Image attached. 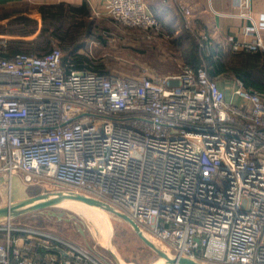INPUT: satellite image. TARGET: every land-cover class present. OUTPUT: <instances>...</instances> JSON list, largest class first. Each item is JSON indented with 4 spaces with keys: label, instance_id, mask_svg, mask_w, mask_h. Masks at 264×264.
Masks as SVG:
<instances>
[{
    "label": "built area",
    "instance_id": "built-area-1",
    "mask_svg": "<svg viewBox=\"0 0 264 264\" xmlns=\"http://www.w3.org/2000/svg\"><path fill=\"white\" fill-rule=\"evenodd\" d=\"M236 6L258 38L230 36L232 48L261 50L264 22L251 15V0ZM178 10L191 28V9L180 2ZM108 13L162 30L146 0H109ZM62 55L53 47L0 58V173L110 201L171 255L264 264V89L239 79L227 93L205 66L189 63L119 75L66 67ZM12 229L0 264H100L62 236L22 228L28 236L16 238ZM35 245L62 255L36 257Z\"/></svg>",
    "mask_w": 264,
    "mask_h": 264
},
{
    "label": "rangeland",
    "instance_id": "rangeland-1",
    "mask_svg": "<svg viewBox=\"0 0 264 264\" xmlns=\"http://www.w3.org/2000/svg\"><path fill=\"white\" fill-rule=\"evenodd\" d=\"M152 2L153 4H157L158 0H152ZM1 17L2 16H0V49L5 48V44L8 40L25 38L26 40L31 41L39 36L42 27V23L40 22L41 16H30L39 20V25L35 32L26 36H20L16 33V31L18 32L21 28L16 22L17 16ZM174 17L179 18V16ZM95 20L97 22H103L102 26H105L108 29L105 30L104 38L101 41L97 39H89L87 48H83L82 51L88 50L91 54H98L101 58L108 60L107 67L112 72L110 74L137 75L147 66L155 69L158 73L169 74L179 72L184 64L191 62L187 49L175 46L173 44L174 41L172 43L170 42L172 39L180 36V34H183L184 40L188 42L186 36L187 34H190L189 32L185 30H181L179 33L173 32L177 27L182 28V25L178 24L174 26V23H168L167 25L162 23L163 35H158L157 33L146 31L138 27L124 25L110 16L95 17ZM166 26L169 30L173 31L166 30ZM191 37L195 43L198 42V36L196 38V36L192 34ZM198 44L200 43L198 42ZM53 47H59L62 50L56 41L52 43L48 50ZM200 49L207 54L211 53L209 46H205L204 43L200 46ZM221 53L226 59L231 57V52L222 51ZM251 69L253 79L264 84V65L258 64L256 68ZM239 79L241 78L234 73L224 74L217 78L221 86L231 87V90ZM223 89L226 90L227 93H230L231 91L229 89ZM7 182L8 181L0 186V206L7 205L11 201L9 197L10 189ZM9 182L11 184V191H20V193L24 194L30 191V187L34 186L32 183L24 181L20 174L15 175ZM39 190L48 193L57 190L67 191L72 189L45 184L40 186ZM77 199L83 205L95 210L102 217L105 225L106 238L108 235H111L110 243H112L115 253L128 264H160V262L165 260L153 251L152 254L148 253V246L135 233L131 225L123 219L112 212L105 210L97 202L87 203L81 197ZM103 201L119 209L110 201ZM86 218L85 212L79 210L75 206L62 203L58 206L25 213L11 219L0 221V240L7 239L10 227L15 228L10 230V235L11 237L15 235L17 236L16 238L28 236V233L21 230L22 228H29L37 231L43 230L62 236L69 241L78 244L100 264H120L115 259L112 251L108 248V244L104 243V241L94 234V232L96 233V230H93V225L89 220L87 222ZM37 237L38 236L34 234L30 235V238H33V240H37ZM148 238L156 243L161 249L168 252L169 255L171 253L173 254L165 243L152 236H149ZM107 242L109 243L108 239ZM34 251L40 256L45 254L44 251L37 250L36 247H34L31 253L34 254Z\"/></svg>",
    "mask_w": 264,
    "mask_h": 264
},
{
    "label": "trees",
    "instance_id": "trees-1",
    "mask_svg": "<svg viewBox=\"0 0 264 264\" xmlns=\"http://www.w3.org/2000/svg\"><path fill=\"white\" fill-rule=\"evenodd\" d=\"M40 8L42 10L40 20L42 27L39 36L31 41L25 38L8 40L5 44V48L0 49V56L10 57L17 52H30L43 55L47 52L46 50L51 47L52 43L56 41L63 50L62 64L64 66L87 68L99 73H112L107 67L108 60L101 58L98 54H91L88 50L82 51L83 48H87L89 39L101 41L104 38L105 30L108 29L102 26L103 22H97L95 20V17L99 16H91V8L86 2L80 5L66 2L42 4ZM154 14L161 20L158 14ZM178 14L182 18L180 24L182 28L179 27L178 32H175L176 29L174 31L169 30L167 26L165 28L175 33H179L181 30L190 33L186 36L188 42L184 40L183 34H180V36L172 39L170 42L172 43L174 41L173 44L175 46L187 49L191 61L189 63L191 65L195 67L205 66L209 77L213 79H217L224 74L234 73L244 80L246 86L259 90L264 89V84L255 81L251 72V68H256L258 64L264 65V51L249 52L246 50H231L228 51L231 52V57L226 59L221 53L222 51L211 47V53L207 54L200 49L203 43V37L198 28L194 25L191 28H187L185 26L184 15L180 12ZM16 22L19 27H21L18 32L16 31L20 36H26L35 32L39 25V20L30 16H18ZM162 30L154 33L158 35L162 34ZM192 34L196 36V38L198 36V42L200 44L192 40ZM0 241L4 240L2 239ZM35 247L37 250L39 249L45 252V250L41 249L38 245ZM147 251L150 254L154 252L149 247Z\"/></svg>",
    "mask_w": 264,
    "mask_h": 264
},
{
    "label": "crops",
    "instance_id": "crops-1",
    "mask_svg": "<svg viewBox=\"0 0 264 264\" xmlns=\"http://www.w3.org/2000/svg\"><path fill=\"white\" fill-rule=\"evenodd\" d=\"M146 1L150 10L153 13L158 14L162 23H174V26L178 24L180 25L182 20L178 14V3L183 2L186 4L192 11L191 19L193 25L198 28L200 34H205L206 38L203 40V43L205 46H209V48L214 47L220 51H234L232 48V42L229 40L230 36L237 41L247 40L250 42L258 38L257 32H246L245 27L250 24V19L246 16H241L239 9L236 6L237 0H158L157 4H153L152 0ZM60 2L75 5H80L86 2L91 8V16H111L108 13L109 0H0V16L3 18L7 16H42V10L40 8L42 4ZM250 13L257 23L261 24L264 22V0H251ZM174 16H179V18ZM260 28L259 37H261L264 44V27ZM175 29V32L179 31V27ZM260 51H264V47ZM0 58L4 57L0 56ZM221 87L231 90V87ZM237 101L239 102L240 99H237ZM15 175L17 174H14L9 178L6 174L0 173V186L8 181L10 202H16L29 196L45 192L39 190L40 186L43 185L37 183H32L34 186L30 187V191L25 194L20 193V191H11V184L9 181H11ZM34 241H32L33 244ZM36 242L39 241L36 240ZM19 243L20 246L24 245L23 239H21ZM57 248L58 247H54L51 248L52 250H45L44 255L47 258L52 254L62 255V252L59 249L57 250ZM34 256L39 257L40 255L35 252Z\"/></svg>",
    "mask_w": 264,
    "mask_h": 264
},
{
    "label": "water",
    "instance_id": "water-1",
    "mask_svg": "<svg viewBox=\"0 0 264 264\" xmlns=\"http://www.w3.org/2000/svg\"><path fill=\"white\" fill-rule=\"evenodd\" d=\"M79 197H82L86 200L97 202L105 210L112 212L113 214L120 217L128 224H130L133 230L135 231V233L140 237V239L149 248H151L159 257L164 258L166 264H207L184 255H169L168 252L161 249L156 243H154L150 238H148V236L143 232L140 226L128 214L113 207L111 204L101 199H98L97 197L73 190H67V191L57 190L48 193L45 192L38 195L29 196L27 198H24L16 202H10L4 206H0V221L11 219L23 215L25 213H29L37 210H43L45 208H49L53 206H58L67 201L75 202ZM86 220L88 222L87 218ZM94 234L102 241L108 239L109 241L108 248L112 251L115 259L120 264L127 263L118 254L115 253L113 245L112 243H110L111 235H108L106 238L105 234H101L100 232L96 231V233L94 232Z\"/></svg>",
    "mask_w": 264,
    "mask_h": 264
},
{
    "label": "bare ground",
    "instance_id": "bare-ground-1",
    "mask_svg": "<svg viewBox=\"0 0 264 264\" xmlns=\"http://www.w3.org/2000/svg\"><path fill=\"white\" fill-rule=\"evenodd\" d=\"M82 199H84V198H82ZM84 200L87 203L88 202L89 203H96L95 201H90V200H86V199H84ZM64 203H67V205H70V206H75L79 210L85 212V215H86L87 219L91 222V224L94 227L93 230H96L97 232H100L101 234H105V225L103 223V219H102V217L95 210H93L92 208H90L88 206L83 205L82 203L79 202L78 199L75 202H73V201H67V202H64ZM104 243H107L109 245V243L107 242V240H105ZM126 264H128V263H126ZM160 264H166V261L163 260L162 262H160Z\"/></svg>",
    "mask_w": 264,
    "mask_h": 264
}]
</instances>
